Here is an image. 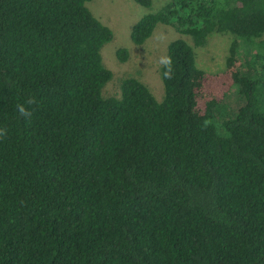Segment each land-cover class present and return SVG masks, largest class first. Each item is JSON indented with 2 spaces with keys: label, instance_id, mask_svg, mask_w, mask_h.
I'll use <instances>...</instances> for the list:
<instances>
[{
  "label": "trees",
  "instance_id": "16d2710c",
  "mask_svg": "<svg viewBox=\"0 0 264 264\" xmlns=\"http://www.w3.org/2000/svg\"><path fill=\"white\" fill-rule=\"evenodd\" d=\"M88 1L0 0V264H264V0L139 17L135 45L156 24L191 40L167 42L160 101L134 77L101 96L112 31ZM213 32L233 39L206 72L193 47Z\"/></svg>",
  "mask_w": 264,
  "mask_h": 264
},
{
  "label": "rangeland",
  "instance_id": "374dc122",
  "mask_svg": "<svg viewBox=\"0 0 264 264\" xmlns=\"http://www.w3.org/2000/svg\"><path fill=\"white\" fill-rule=\"evenodd\" d=\"M167 0H151L149 8L136 4L133 0H90L86 8L102 24L112 31V39L102 45L100 56L102 64L110 70L111 77L101 89V96H119V84L125 77H134L142 82L153 97L160 101L163 94L159 77V60L165 56L168 41L176 38L183 39L192 46L190 37L176 33L173 29L156 24L149 38L141 45L133 44L129 39L131 25L143 14L157 10ZM264 37V36H263ZM228 33H211L207 36L202 47H193L196 67L206 72H216L223 68L227 47L232 40ZM127 50L126 60L120 62L114 54L116 48ZM242 49V46L240 47ZM242 57L243 53L241 52ZM242 100L232 87L225 96L219 112L233 114ZM224 115V114H222Z\"/></svg>",
  "mask_w": 264,
  "mask_h": 264
},
{
  "label": "clouds",
  "instance_id": "9594fccd",
  "mask_svg": "<svg viewBox=\"0 0 264 264\" xmlns=\"http://www.w3.org/2000/svg\"><path fill=\"white\" fill-rule=\"evenodd\" d=\"M159 63L165 69L164 75L166 77L170 78L171 73H172V65H173L172 58L170 56H167V55L162 56L159 60ZM32 102L33 101H29V103H32ZM17 110L22 116L28 117V118L31 117V112L29 110H27L24 105H17ZM3 132H4V130L0 129V134H3Z\"/></svg>",
  "mask_w": 264,
  "mask_h": 264
}]
</instances>
